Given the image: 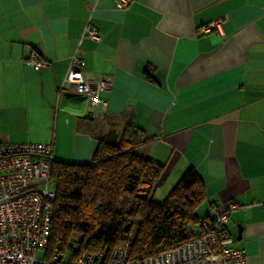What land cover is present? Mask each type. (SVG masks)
Segmentation results:
<instances>
[{
  "label": "crops",
  "instance_id": "crops-1",
  "mask_svg": "<svg viewBox=\"0 0 264 264\" xmlns=\"http://www.w3.org/2000/svg\"><path fill=\"white\" fill-rule=\"evenodd\" d=\"M118 2L0 0V142L85 163L133 124L152 137L136 151L164 165L161 188L194 167L207 195L197 214L227 212L246 264H264V0ZM89 23L99 39L83 37ZM75 54L86 78L112 79L99 111L65 81Z\"/></svg>",
  "mask_w": 264,
  "mask_h": 264
},
{
  "label": "trees",
  "instance_id": "trees-1",
  "mask_svg": "<svg viewBox=\"0 0 264 264\" xmlns=\"http://www.w3.org/2000/svg\"><path fill=\"white\" fill-rule=\"evenodd\" d=\"M147 78L154 79L151 70ZM150 139L130 124L119 140L100 137L88 162L53 158L50 176L56 195L43 253L47 264H76L82 250L109 253L127 240L131 256L143 260L203 234L189 229L204 228L202 222L211 218L197 214L207 198L202 178L189 167L164 199L156 201L164 165L136 151ZM126 198L129 207L121 209Z\"/></svg>",
  "mask_w": 264,
  "mask_h": 264
},
{
  "label": "built area",
  "instance_id": "built-area-1",
  "mask_svg": "<svg viewBox=\"0 0 264 264\" xmlns=\"http://www.w3.org/2000/svg\"><path fill=\"white\" fill-rule=\"evenodd\" d=\"M130 0H119L123 9ZM219 23L202 27L210 32ZM99 39L97 29L87 24L83 37ZM28 63L39 70L46 65L37 51ZM80 57L73 55L65 81L89 99L94 111L107 104L103 92L112 88L109 77L86 78ZM53 146L36 142H0V264H47V249L56 191L51 179ZM229 215L216 212L202 222L203 234L188 242L143 260L131 256L125 241L109 253L82 250L76 264H246V251L234 246L228 231ZM55 257L59 258L60 255Z\"/></svg>",
  "mask_w": 264,
  "mask_h": 264
},
{
  "label": "rangeland",
  "instance_id": "rangeland-1",
  "mask_svg": "<svg viewBox=\"0 0 264 264\" xmlns=\"http://www.w3.org/2000/svg\"><path fill=\"white\" fill-rule=\"evenodd\" d=\"M171 188L172 187H168V189H162L161 187L156 191V193H155V195H154V199L156 200V201H162L163 199H164V197L166 196V194L171 190ZM204 205V203H202L201 205H200V208H199V212H200V209H201V211L203 212L204 211V208H202V207H204L203 206ZM128 207H129V202H128V199L126 198L124 201H123V203H122V205H121V209H128ZM192 228L193 227H189V229L190 230H192ZM195 228L196 229H198V226L196 227L195 226Z\"/></svg>",
  "mask_w": 264,
  "mask_h": 264
},
{
  "label": "water",
  "instance_id": "water-1",
  "mask_svg": "<svg viewBox=\"0 0 264 264\" xmlns=\"http://www.w3.org/2000/svg\"><path fill=\"white\" fill-rule=\"evenodd\" d=\"M241 235H242V228L239 229V233H238L237 238L240 239L241 238Z\"/></svg>",
  "mask_w": 264,
  "mask_h": 264
}]
</instances>
